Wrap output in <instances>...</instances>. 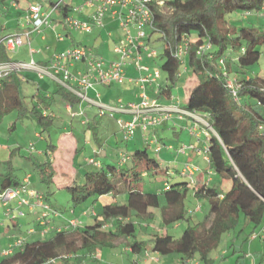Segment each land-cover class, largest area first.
<instances>
[{"label":"trees","instance_id":"16d2710c","mask_svg":"<svg viewBox=\"0 0 264 264\" xmlns=\"http://www.w3.org/2000/svg\"><path fill=\"white\" fill-rule=\"evenodd\" d=\"M49 2L52 5L56 0ZM153 7L154 28L150 34L158 32L159 40H163V52L159 56L163 62L160 67L163 77L154 96L166 105L176 103L206 119L210 129L207 128L203 135L205 144H194L209 158L206 160L208 183L198 185L197 182L196 186H189L188 178L181 171L170 172L159 157L150 154L149 147L153 143L145 138L143 144L133 143L135 146L130 153L119 151L118 163L113 162V157H103L102 148H95L84 168L76 170L73 178L57 181V169L51 158L58 148L51 140V129L58 118L52 108L55 96H60L67 105L71 104L75 111L80 99L57 84L50 96L32 95V105L28 106L27 96L20 90L24 74H11L0 81L5 84L0 89V116L12 110L18 111L19 118L31 115L45 138V159H28L33 163V172L48 188L45 193L38 191L52 210L49 214L51 229L45 237L39 227L36 232H29L40 237H23V246L10 255L2 254L0 264H58L60 260V264H83L88 254L95 258L96 250L113 249L116 247L114 242L120 239L128 241L129 254L142 256L151 243L150 251L160 256L175 255L186 261L198 256L199 260L207 262L225 235L238 227L242 217L255 228L263 225L264 76L249 75V70L259 62L263 53L264 30L255 26L237 27L228 17L232 13L261 11L264 0H168L162 6ZM71 8L70 4H64L60 8L62 16H67ZM3 30L0 25V40L5 36ZM181 42L187 43L184 63L176 55ZM204 46L205 51L202 50ZM4 48V45L0 48L1 60H11ZM184 69L187 75L196 77L198 83L182 105L173 87L180 82ZM230 80L236 85L237 95H233ZM83 107V116L74 117L68 112L71 117L68 127L74 129L75 122L82 124L85 118L87 123L82 124L83 131H89L96 138L98 124L107 112L89 115L87 111L91 106L84 104ZM188 120L186 128L192 123L191 118ZM155 139V144L163 140ZM154 149L156 152V146ZM124 155L129 158L126 162H122ZM90 165L94 169L89 170L87 166ZM161 171L166 172L171 181L165 182L159 193L145 191L144 177ZM213 177L215 182H212ZM24 178L14 172L0 174V193L21 186ZM224 182L231 183L226 190L221 189ZM56 190L69 194V207L52 205L51 197ZM190 191L207 203L208 212L203 220L187 226L179 238L168 232H155L149 241L138 239V230L154 221L158 212L166 228L183 220L189 221L192 209L189 210L186 201ZM107 195H111L114 201L99 202ZM90 200L89 208L77 212L79 206ZM74 219L77 220L76 226L69 223ZM63 251L73 252V261L63 259Z\"/></svg>","mask_w":264,"mask_h":264},{"label":"rangeland","instance_id":"374dc122","mask_svg":"<svg viewBox=\"0 0 264 264\" xmlns=\"http://www.w3.org/2000/svg\"><path fill=\"white\" fill-rule=\"evenodd\" d=\"M31 1L43 4L42 6L45 10H48L51 7L49 0H18V7L23 10ZM159 1L165 2L168 0ZM63 3H68L77 8L83 5L85 0H65ZM12 4L11 0H7L6 6L12 8ZM88 9L89 8L85 6L84 12H87ZM74 13L77 16L80 15L76 12ZM16 14L17 8L15 7L5 14H0V25L3 26L7 24V28L3 30V33L17 29V22L15 21L17 19ZM62 18L63 16L61 12L57 11L53 16V26L43 28V36H47L48 40L51 42V50L47 53V47H45L47 44L43 43V54L37 56V59L41 58L44 61L49 58L51 60L52 56L60 52H56L57 49L63 50L65 47L72 45H75L77 48H83L84 46L92 48L98 55L99 53L105 54L108 61H116L119 59V55L114 52V49L125 39V32H123L118 23L114 22V25L111 27L112 31H114V37L112 38L108 36V32L101 27H95L89 32L75 30L68 34V30L64 24V19ZM228 18L231 19L237 27L255 26L259 30H264V9L251 14L232 13ZM42 33L40 35H42ZM59 34L65 35L64 41H59ZM134 34H136V32H134ZM32 39L34 40V35ZM33 40L32 48L36 49L37 47H40L37 42H33ZM145 43L150 50L156 49L158 55H156V57L144 55L143 64L150 66L153 70H161L160 67L163 62L159 56L163 52V40H159V33L155 32L151 36V40H146ZM28 49V44H25V46L22 47V50L20 49L18 52L11 53L10 55L15 60H21L22 57H27ZM26 60H29V58H26ZM126 71L128 78H135L139 76V72L132 64L126 66ZM183 73L184 75L182 76L180 82L173 87V92L175 95L180 96V103L182 105L185 103L191 89L198 83L197 78L187 75L185 69L183 70ZM256 74L264 76V48L259 62L256 65H253L249 70V75ZM38 83L44 86L48 85L45 92H48L49 90L54 91L57 86V83L51 78L47 77L45 79H40L36 76V74H34V78L30 84L32 85L31 87L29 85H26L27 88H24L23 85L20 86L21 92L28 95L25 98L28 106L32 105L30 95L36 90L35 88ZM4 86L5 84L3 87ZM129 87L135 88L134 82L132 83V81L129 82V80H126L124 83L102 85L97 88L96 92H91L90 97L97 99L100 105L113 108L116 106L119 98L122 99L124 103H127L128 100L130 101L134 98L132 94L130 95V93H128ZM0 89L2 88L0 87ZM97 93L102 94L103 98H97ZM53 108L56 110L58 119L56 120L54 127L51 129V140L54 144L59 145L62 136L71 133L66 136L67 139L71 140V142L68 143L67 148H73L76 142L74 137L80 135L84 129L83 127H76L74 129L70 127H61V122L65 121L69 123L71 117L68 114L65 103L58 95H56ZM93 108L99 111L98 106H93ZM106 112V115L102 118L104 126H102L100 130L102 133L101 138L104 139L102 142H105L104 144L107 147H112V157L114 158L113 162L118 163L120 160L119 155H117L118 152L123 150L124 152L130 153L135 146L133 143L136 142L138 144H143L144 137L140 132H137L132 140L128 142L124 141L125 138L123 130L116 120L119 114L110 110ZM172 124H174V126ZM174 127L178 128V130L184 127L182 120L173 119L171 121H165L159 128L158 134V138H161L162 136L163 140H159L156 144L161 146L170 144L179 145L180 140L177 139L178 136H173ZM207 127L206 123V128ZM39 130L40 127L38 126L37 121L31 115L19 118L18 111L12 110L4 114L2 117L0 116V174L14 172L17 176L24 178L26 173H30L33 187L45 193L48 191V188L41 182L39 175L33 172V163L28 159V157H36L40 160H44L46 157L38 154V151H40V149H45L47 145L46 141H42L39 137L35 136L36 133L40 132ZM182 132L183 139L186 138L189 140L190 138L187 130H183ZM88 137L90 140H93L92 133H89ZM94 143H96V141ZM186 144L188 143L186 142ZM32 145L34 146L33 149L31 147ZM155 146V144H151L149 147L150 154H153L157 158L159 157L164 167H168L170 172L175 170L181 171L188 162L194 163L193 160H188V156L186 154H177L174 152L169 153V151L167 152V149H164L161 154L156 153L154 149ZM96 150H100V148H96ZM89 154L91 155V153ZM130 164L131 161L128 165ZM87 168L89 170L94 169L91 165L87 166ZM168 181H171V178L168 174H166V172L161 171L156 175L149 174L144 177L143 188L147 192L159 193L162 191L165 182ZM197 182L198 185H201L205 181L201 176H198ZM206 182L208 183V180ZM230 186V182H224L221 189L226 190ZM188 194L189 196L186 201V205L189 210H193L192 214H190L192 217L189 221H180L178 224L179 227L171 226L166 228L163 226V223H161L160 213L158 212L156 213L154 221H151V223L145 225L144 228L138 230V239L149 241L152 233L155 232H168L176 238H179L187 226L203 220L208 212L206 201L204 199H199V202L194 203L192 200L193 192L190 191ZM67 198H69V194L66 191L56 190L51 197L52 205L60 208L69 207L70 203ZM91 203L92 201L90 200L86 204L79 206L77 208V212L89 208ZM9 208L12 209L13 213L7 212ZM9 208L0 204V256L8 251L11 246H13L14 242H16V240L20 237L28 239H37L40 237L39 234L31 235L29 230L32 228L36 229L38 227V218L41 215V208H36V211H29L28 207H23L22 210L25 212L23 215L20 214V209L18 208L16 201H11ZM89 222L92 223L93 220L89 219ZM114 243L116 244V247L113 249H103L104 251L102 249L96 250V252H94V255L96 256L95 258H93L91 254H88L84 257L83 264H134L135 256L131 253H127L131 251L128 241L120 239ZM150 250L151 243H148L147 250L144 253L147 259L143 262V264H264V223L262 226H259V228H255L253 224L248 223L247 220L242 217L238 227L234 231L225 235L224 241L216 250L212 252L207 262L199 260L198 256L192 258L191 263H188L186 260H182L180 257L175 255L160 256L157 253H154L152 257H149L151 253H153ZM80 253L81 252H79V254ZM61 255L63 259L66 258L73 261V252L63 251ZM60 262L61 260L58 264H60Z\"/></svg>","mask_w":264,"mask_h":264},{"label":"built area","instance_id":"2783aa9c","mask_svg":"<svg viewBox=\"0 0 264 264\" xmlns=\"http://www.w3.org/2000/svg\"><path fill=\"white\" fill-rule=\"evenodd\" d=\"M65 0L56 1L50 9L45 10L41 3H33L29 5L24 15L26 29L22 33L6 34L0 40V48L4 45L7 53L18 52L25 44L29 47V60H1L0 58V81L7 78L11 74L34 73L40 79L51 78L57 84L63 86L80 99L79 107L75 111L71 104L67 105L68 112L74 116L84 115V104L89 106H98L99 112L113 111L114 113H123L124 116L117 118V123L121 126L124 138L130 139L141 131L147 136L146 140H150L149 134L152 129L162 126L165 121L169 120V114L177 115L179 120H188L191 118V125L188 127L190 134L199 142L202 135L206 134V129H210L206 119L195 112H190L182 108L178 104L166 105L151 94V87H159L163 75L161 70H153L150 66L144 65V55L156 57L158 55L156 49H149L146 40H151V30L154 28V5L162 6L164 2L159 0H85L80 7H73L68 15L63 17L64 24L69 33L72 31H92L95 27H104L105 18L111 16L120 28L125 32V39L116 46L114 52L119 55L116 61H108L102 55H98L92 48H77L75 45L67 47L65 50L56 53L47 63L38 62L34 55L37 52L32 48L33 33L41 34L43 28L53 26V16L60 8L64 6ZM85 6L91 8L92 11L86 17L81 19L80 15L84 12ZM136 32V34H134ZM65 35L59 34V41H64ZM187 43L181 42L176 48V55L182 63L186 58ZM206 50V46L202 47ZM132 64L139 76L128 78L126 66ZM79 65L80 68L73 71L71 68ZM126 80L136 82L139 86V100L137 102L124 103L118 100L115 107L110 108L100 105L97 99L90 97L89 92L97 85H114V83H124ZM231 88H236L233 80L229 82ZM236 89L233 95L236 94ZM157 93V90H156ZM100 94H98V97ZM127 116V117H126ZM87 120L83 118L82 124H86ZM207 123V128H206ZM42 138L39 133L37 135ZM33 149V145L31 146ZM164 146L157 145L156 152L162 151ZM174 149V146H168ZM179 154H187L195 151L209 160L205 151L198 150L194 143L183 144L176 149ZM129 158L123 156L122 162H126ZM90 161H93L92 159ZM200 172L199 165L187 163L181 170L183 176L189 180V186L194 187L197 184V175ZM11 201H16L19 209L28 207L30 210L41 208V215L38 218V227L42 229L43 236L50 234V206L44 200L43 195L33 187L31 176L27 175L21 186L11 187L0 193V203L9 208ZM193 210L190 212L192 213ZM7 212L13 213L12 209ZM23 215L24 211L20 210ZM71 225L76 226L77 220H70ZM30 233L36 232V229L29 230ZM24 238L20 237L14 242L13 246L4 254H12L17 248H21Z\"/></svg>","mask_w":264,"mask_h":264},{"label":"crops","instance_id":"0c3cea01","mask_svg":"<svg viewBox=\"0 0 264 264\" xmlns=\"http://www.w3.org/2000/svg\"><path fill=\"white\" fill-rule=\"evenodd\" d=\"M12 1V8L11 7H8V6H6V4H7V0H4V1H0V14H5L6 12H8V11H11L12 9H13V7H15V8H17V14H16V17H17V19L15 20L16 22H17V29L16 30H10V31H6V32H4L3 33V35H6V34H10V33H22L25 29H26V24H25V19H24V15L26 14V10H27V8L29 7V5H31V4H33V3H36V1H31L30 3H29V5H27V7L26 8H24L23 10H21L18 6H19V3H18V0H11ZM91 11H92V9L91 8H89L88 9V11L87 12H83V13H81L80 14V18L81 19H86V17H88V15L91 13ZM105 20H106V22H105V26L104 27H101L102 29H105V31H107L108 32V36H110V37H114V31H112V29H111V27H112V25H114V22L115 23H117L115 20H113L112 18H111V16H108V17H106L105 18ZM234 23V22H233ZM3 28L4 29H6L7 28V24L6 25H3ZM33 35H34V40H33V42H37V44H38V46H40V47H37L35 50L37 51L36 53H35V55H34V57H35V59L38 61V62H40V63H47L48 62V60H50L49 58L48 59H45L44 61H43V59H41V58H39V59H37V56H40L41 54H43V43H46L47 44V46H45V47H47V50H46V52L48 53V52H50V50H51V42L48 40V37L47 36H43V33H42V35H40V34H36V33H33ZM33 37V36H32ZM42 43V44H41ZM32 46H33V44H32ZM40 48H42V49H40ZM67 47H65L63 50H65ZM21 50H22V48H21ZM63 50H58L57 49V51L56 52H58V51H63ZM56 52H54V53H56ZM27 57H22V59L21 60H26V58H30V55H29V50H27ZM100 55H102L106 60H107V58L105 57V54H103V53H99ZM53 57V56H52ZM51 57V58H52ZM13 59V58H12ZM15 60V59H14ZM16 60H18V59H16ZM15 60V61H16ZM80 68V66L79 65H75V66H73L71 69L73 70V71H76V70H78ZM135 68V67H134ZM22 76V75H21ZM24 79H23V81L20 83V86H24V88H27V86L26 85H29L30 87L32 86V85H30L31 83H32V79L34 78V73H30V72H28V73H25L23 76H22ZM16 78V77H15ZM45 79V78H44ZM130 82V81H129ZM35 83V82H34ZM133 83V82H132ZM134 84H135V88L134 87H129V90H128V93H130V95L132 94V96H134V98L132 99V100H128L129 102H135V101H138V98H139V86L137 85V83L136 82H134ZM3 85H4V82H0V87L1 88H3ZM100 86H102V85H100ZM99 85H97V86H95V88H93V89H91L90 90V92H89V95L91 94V92H96L97 91V88L98 87H100ZM46 88H48V85L46 86H44V85H42V84H40V83H38V85H37V87L35 88L36 90L30 95V97L32 96V95H34V94H36V93H38V94H42V95H45V96H47V95H49L50 96V94H51V91L49 90L48 92H45V89ZM151 89V94L152 95H154L155 93H156V89H157V87L156 86H154V87H151L150 88ZM154 90H155V92H154ZM24 94V93H23ZM98 94L99 93H97V98H103V95L102 94H100V96L98 97ZM24 95H26V94H24ZM26 96H28V95H26ZM55 98H56V96H55ZM119 100H122V99H120L119 98ZM118 102V101H117ZM163 102V101H162ZM65 103V102H64ZM128 103V102H127ZM176 104V103H175ZM54 107V106H53ZM52 107V108H53ZM65 107H66V109H67V111H68V108H67V104L65 103ZM54 111H55V114H56V116L58 117V115H57V113H56V110L54 109ZM87 113H89V115H94V114H97L98 113V110H95L94 108H93V106H91L90 108H88V111H87ZM169 116H170V118H169V120L171 121V120H178L179 118H178V116L177 115H173V114H169ZM56 117V118H57ZM127 117V116H126ZM178 118V119H177ZM58 119V118H57ZM181 121V120H180ZM187 121H189L190 122V120H182V124H184V127H182V128H180V130H178V128H176V127H174V129H173V136H175V135H177L178 136V138L177 139H179L180 141V144L179 145H177V144H170L171 146H174L175 148H177L178 146H180L181 145V143H194V142H196L199 146L200 145H204L205 143H204V140H203V135H202V137H201V140H199V142L197 141V140H195V138L190 134V132H189V130H188V128H186V124H187ZM77 124H79V125H77ZM175 124V123H174ZM174 124H172L173 126H174ZM75 127L74 128H76V127H83V125L82 124H80V123H77V122H75ZM102 126H104V123H103V121L101 120V122L98 124V129H97V131H96V135H97V137L96 138H93V140L91 139L90 140V138L88 137V135H89V131H87V132H84V131H82V133L80 134V135H78V136H73V134H72V136L76 139V142H75V144H74V147L73 148H67V145H68V143L69 142H71V140H69V139H67L66 138V136L67 135H69V134H71V133H69V134H67V135H63L62 136V139H61V141H60V143H59V145H57L58 146V148H57V150L55 151V153L53 154V155H51L52 157L51 158H53L54 159V162H55V166H56V169H57V175H56V180L57 181H60V180H62V179H71V178H73L74 176H75V174H77V172L78 171H76V170H80V169H83L84 167V163H86V160H87V158H88V156H90V154L89 153H91V155H92V153H93V149H95V148H102V156L103 157H108V158H112V156H113V150H112V147L110 148V147H107L104 143L105 142H102V141H104V139H102L101 138V135H102V133H101V128H102ZM188 126V125H187ZM61 127H68V123L67 122H65V121H62L61 122ZM161 126H157V128H155V129H152L151 130V132H150V134H149V138H150V140H152L151 141V143H153V144H155V142H157L156 141V137L158 138V134H159V128H160ZM183 130H187V132H188V135H189V140L188 139H183V137H182V131ZM140 132V131H139ZM141 133V132H140ZM39 133H36L35 134V136L36 137H38L37 135H38ZM142 134V133H141ZM143 135V134H142ZM145 139H146V137L147 136H143ZM161 138H162V136H161ZM40 140H42V141H45V138L42 136V138H39ZM184 140V141H183ZM96 141V143H94ZM136 143V142H135ZM156 146L158 145V144H155ZM169 145V146H170ZM168 145H165L164 147H163V149H162V151L164 150V149H167V152L169 151V153L170 152H176V149L174 148V149H169V147H167ZM78 149H80V151L77 153V150ZM87 149V150H86ZM38 154L39 155H44V156H46V153H45V151H44V149H40V151H38ZM187 156H188V160H193V162L194 163H196V165H199V167H200V172L198 173V175H197V177L199 176H201L203 179H204V181L205 182H203V183H207L206 181L208 180L207 178L209 177V173H207V169H208V164H207V162L203 159V157L202 156H200L199 154H197L195 151H192V152H189L188 154H186ZM48 157H50V155H48ZM28 174H30V173H26L25 174V176L26 175H28ZM212 175V174H211ZM210 175V176H211ZM215 177H213L212 179H213V181L212 182H215L216 181V178L214 179ZM217 182H219V179L217 180ZM192 200H193V202L194 203H197V202H199L200 200L197 198V197H195V196H193V198H192ZM112 201H114V199L111 197V195H107V196H103V197H101L100 199H99V202H102V203H105V204H107V203H111ZM23 208V207H22ZM22 208L20 209L21 211H23L22 210ZM29 209V208H28ZM29 211H32V210H30L29 209ZM24 214H25V212H24ZM179 223H177V224H175L174 225V227H179V225H178ZM153 252V251H152ZM154 253L155 252H153V253H151V255L149 256V257H152L153 255H154ZM156 254V253H155ZM133 255V254H132ZM117 256V255H116ZM135 256V258H134V264H143V262L147 259L146 258V255L145 254H143L142 256L141 255H134ZM117 257H119V256H117ZM192 260V259H191ZM188 263H191V261L189 260V261H187Z\"/></svg>","mask_w":264,"mask_h":264}]
</instances>
